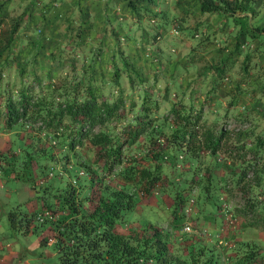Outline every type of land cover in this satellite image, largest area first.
I'll use <instances>...</instances> for the list:
<instances>
[{"label":"trees","instance_id":"trees-1","mask_svg":"<svg viewBox=\"0 0 264 264\" xmlns=\"http://www.w3.org/2000/svg\"><path fill=\"white\" fill-rule=\"evenodd\" d=\"M113 1L116 0H92L91 3L92 7L107 10L112 7ZM194 1L200 13L215 12L224 16L226 21L237 24L243 36L254 39L256 47H264V8L257 9L261 5L255 4L256 0ZM86 2H74L82 21L80 19L73 30L72 21L65 15L66 26L69 27L60 33L63 40L59 41L58 52L54 54L50 49L42 53L43 58L54 56L51 58L54 63L49 64L44 73L47 79L65 64L70 68L68 72L51 83L42 84L36 74V65L31 62V82L21 83L15 94L8 89L3 99L1 126L11 131L13 138H10V143L12 139L21 140L16 151L10 152L14 154L23 150L27 154L35 152L42 157L38 162L35 160L32 166L44 171L45 179L35 182V185L29 177L32 186L41 187L42 193L38 192L35 196L40 204L39 211L49 212L43 220L37 219V223L43 226L39 229V243L50 239L58 264H227L219 257V249L214 243L194 238V231H181L180 225L185 220L184 204L189 197L193 198L189 219L194 210L201 211L202 202H213L214 206L221 207L216 199L218 197L222 202L220 190L226 177L224 175L221 179L217 174L218 168L223 165L226 166L224 169L232 168L228 179L242 197L241 205L236 207L237 214L242 218L253 214L246 224L264 228V204L256 198L250 183L264 178V164L258 165L264 148V135H256L254 146L250 149H246L244 142H227L229 131L226 128L219 126L215 129L213 122L207 123L202 118L200 108L185 104L181 99L171 102L167 112L158 115L157 99L146 91L144 85H138L140 100L136 109L132 104L125 108L121 86L113 97L98 92L93 75L97 70L93 64L101 54L102 46L98 45L95 49L88 46L87 56H83L80 49L84 43L85 27L89 29V24L83 25L87 14ZM154 2L125 0L133 13L144 12L151 16L155 26H165L162 19L157 18L160 13L154 10ZM35 3V0H29L28 5L32 7ZM45 5L53 7L47 3ZM257 11L260 12L257 21L260 25L246 23L251 12L254 16ZM29 12L27 7L18 15L7 34V42L12 39V31L17 28L21 16L27 13L28 20L31 19ZM176 20L174 16L169 18L173 29L178 26ZM23 26L24 29L28 27ZM41 29V26L32 27L33 33L27 37L28 52L40 50L43 38ZM157 34L155 29L150 37L156 39ZM118 43L119 37L114 35L112 56ZM239 46L249 45L247 41L240 43L235 40L234 51L225 53L212 65L215 72L213 86L222 78L228 59H233L240 51ZM60 50L65 53H59ZM24 53L28 55L26 51ZM80 54L83 60L88 59L90 70L86 66V69L81 67L77 76L75 70ZM117 55L124 62L121 51ZM248 57L249 53H245L244 58ZM81 61L80 66L83 64ZM16 65L19 76L27 73V60L24 59L23 63L16 61ZM112 70L118 76L116 66ZM127 75L131 80L130 73ZM25 126H30L33 131L31 135L35 136L27 143L23 137L16 136L19 135L18 130ZM41 133L47 139L43 142L45 145H37ZM133 144L137 147L133 148L132 153L124 151ZM82 145L86 147V156L79 151ZM53 147L59 149L57 154H54ZM204 152L211 158L210 163L201 168V172ZM220 152L223 157L217 155ZM6 157L0 151V170L13 163ZM43 158H50L51 163L47 164ZM58 159L61 161L60 167L56 165ZM224 159L230 160L236 168L231 167V164L225 165ZM21 162L27 164L28 158L22 156ZM178 163L181 164L180 169H177ZM54 165L57 167L55 172ZM74 167L79 170L72 178L69 169ZM189 169H192V173L187 176ZM198 180L202 183L195 189ZM162 190L170 214L169 228L163 229L152 220L145 219L138 230H121L126 221L133 218L131 210L139 192L145 195L154 192L157 198L156 194ZM37 210H30V214L25 216L23 232ZM7 215L11 223L13 212L9 210ZM37 223H31L32 232H36ZM233 249L234 254L227 257L228 264H264V242L239 239L234 242Z\"/></svg>","mask_w":264,"mask_h":264},{"label":"rangeland","instance_id":"rangeland-1","mask_svg":"<svg viewBox=\"0 0 264 264\" xmlns=\"http://www.w3.org/2000/svg\"><path fill=\"white\" fill-rule=\"evenodd\" d=\"M28 2L29 0H0V151L7 155L8 161L13 162L0 170V235L4 236V240L0 239V241L7 242L9 249L18 252L20 260H22L21 264L24 262H26L25 264H58L50 239L39 243V229L43 226L37 223L35 213L34 218L31 217L32 222H30L32 225L33 223L38 224L36 232L33 231L32 234L27 235L23 232L25 216L30 214V202L38 195V192L42 193L41 187L32 186L30 178L34 180L35 184L40 179H45V172L32 166L35 160L38 162L42 158L37 153L27 154L23 150L21 152L18 150L14 154L10 152L16 151L21 140L12 139V143H10V138H13L11 131L1 126L4 111L3 99L8 89L12 94H15V90L21 83L31 82L29 69L31 62L36 65V74L42 84L48 81L51 83L58 76L68 72L70 68L65 64L59 70L52 72L51 77L47 79L44 73L47 66L54 63L51 59L54 56H50L49 59L43 58L42 53L43 51L46 53L50 49L54 54L58 52L59 41L63 40L60 33L69 27V25L66 26L65 15H68L72 21L71 30L81 18L77 14L75 0H44L43 2L35 0L36 3L32 7L28 5ZM91 2L92 0L86 2L87 14L84 16L85 24L83 23V25L89 24V29L85 27L84 43L80 49H82L81 54L87 56L89 55L88 46L93 49L98 45L102 46L101 54L93 64L97 70V72H93V75L99 88L98 92L113 97L116 96L118 87L121 86L125 108L132 104L136 109L140 100L138 85L140 84L142 87L144 85L146 91L157 99L156 113L158 115L167 112L171 102H179L181 99L185 104L189 102L193 107L200 108L204 120L207 123L213 122L215 129H218L219 126L226 128L229 131L227 142L236 144L244 142L246 149H250L254 146L256 135H264V47H256L254 39L243 36L235 22V24L230 23L224 16L215 12L200 13L194 0H155L153 8L160 13L157 18H161L165 26H155L151 16L144 12L133 13L125 0L113 1L111 10L92 7ZM45 3L51 4L53 7H47ZM255 4L261 5L257 7L259 10L264 8V0H256ZM25 5L28 6L25 7ZM27 7L31 13V19L28 20L27 13L21 16L18 19L20 22L17 24V28L12 31V39L7 42V34L11 31L18 15ZM254 13V16L251 12V15L246 18V23L260 25L257 22L260 12ZM173 16L177 17L178 26L175 29L169 23V18ZM23 25H28V27L24 29ZM37 26H41L43 32L40 50L34 51L32 48L34 52H28L27 37L33 33L32 27L36 28ZM155 29L158 36L156 39H152L150 36ZM114 35L119 37V43L112 56ZM235 40L240 43L247 41L249 46H239L240 51L233 59H228L222 78L217 80L213 86L215 72L212 65H215L225 53L234 51ZM25 51L28 55H25ZM118 51H121L124 62L119 59ZM59 53L64 54L65 52L60 50ZM245 53H249L247 59L244 58ZM81 54L78 55L79 60L76 63V65L78 64V68L75 70L77 76L81 67L86 66L87 70H90V65H87L88 59L83 60ZM24 59L27 60V73L19 76L16 61L23 63ZM81 59L82 66L79 65ZM113 66H116L118 76L113 74ZM127 73H130L131 80ZM31 133H33L31 127L25 126L24 129L18 130L19 135L16 136L23 137V141L27 143L32 137H35ZM39 137L37 145H45L43 142L47 139L42 133ZM135 147L137 145L133 144L124 151L132 153ZM58 150L57 147H53L54 154H57ZM79 151L83 156H86L84 145L79 148ZM217 155L222 156L221 152ZM22 156L28 158L25 165L21 162ZM210 158L204 152L200 164L201 172H203L201 168L210 163ZM45 160L47 164L51 163L50 158ZM223 162L225 165L231 164V167H234L230 160ZM259 164H264V148ZM56 165L61 166L60 159ZM180 165L178 163L177 169H180ZM225 167L222 165L218 168L217 175H220L221 179L224 178V175L226 177V182H222L223 186L220 190V196L227 206L226 214L222 209H219L220 207L214 206L213 202L205 203L200 199L203 217H208L211 220L214 218L216 227L221 223L222 225L217 232L212 233L204 221L205 228L208 227L204 229V237L195 235L193 237L200 238L206 243H214L219 249V257L225 263H229L227 257L235 252L234 242L249 238L263 243L264 228L261 225L250 227L246 224L248 218L253 217V214L246 218L237 214L236 207L241 205L242 197L239 190L231 186L228 179L232 168L224 169ZM56 169L57 167L54 165L53 171L55 172ZM78 170L77 167L69 169L72 178H75L73 175L77 174ZM191 173L192 169H189L186 175L190 176ZM194 179L196 180L197 177ZM62 180L65 181L63 177ZM201 183L198 180L194 188L196 189ZM250 183H252L253 191L256 192V198L264 204V178L250 181ZM58 184L62 186L60 182ZM154 192L149 195L138 193L136 203L131 210L133 218L126 221L125 227L121 230L126 231V228L138 230L141 221L145 219L152 220L163 229L169 228L170 214L165 206L167 200L165 193L162 190L156 194L157 198H155ZM217 199L216 203L220 204L221 200ZM9 210L11 213L13 212L14 216L11 223L7 215ZM195 216L191 220H196L194 222L196 229L200 226L198 222L201 218L196 214ZM181 226L182 224L180 229ZM201 226L204 225L201 224ZM29 229L31 230V225ZM174 234L176 235L175 232ZM16 260L17 258L14 260L15 263Z\"/></svg>","mask_w":264,"mask_h":264},{"label":"crops","instance_id":"crops-1","mask_svg":"<svg viewBox=\"0 0 264 264\" xmlns=\"http://www.w3.org/2000/svg\"><path fill=\"white\" fill-rule=\"evenodd\" d=\"M112 8L111 7H108V9L107 10H111ZM188 104H190L189 102H188ZM225 110H226V107H225ZM203 118V117H202ZM204 119V118H203ZM39 201H38V199H32L31 200V202H30V207H29V209L30 210H34V209H38L35 213H37V212H39V208H40V204L38 203ZM42 208V207H41ZM29 210V211H30ZM196 214L198 217H200L201 219L199 220V224L198 225H200L199 227H202V228H200L199 229V227H197L196 229H195V233H196V235H198V237H204L203 235L205 234V231H204V229H206V228H208L209 227V229H210V231L212 232V233H215V232H217V230L218 229H220L219 227L222 225V223L218 226V227H216L215 226V222L213 221V219L211 220L210 218H208V217H206V218H204L203 217V214L201 213V211H196V210H194L193 212H192V214ZM192 214H191V219L193 218V217H196L195 216V214L193 215V217H192ZM190 219V220H191ZM196 221V220H195ZM194 219L193 220H191V223L193 224V227H194ZM205 221V224H208V227L206 226V228H205V224L203 223ZM201 224L202 225H204V226H201ZM30 225L31 224H29L28 226H27V229H26V231L24 232V233H26V235L27 234H32V231L29 229V227H30ZM197 225V226H198ZM251 227V226H250ZM242 232V231H241ZM195 235V236H196ZM0 239L1 240H4V236L2 235H0ZM17 258V264H21L22 262V260H20V256H19V254H18V252L17 251H12L11 250V248L9 249V245H8V243L7 242H2V241H0V264H16L15 263V259ZM26 262H24L23 264H25Z\"/></svg>","mask_w":264,"mask_h":264},{"label":"built area","instance_id":"built-area-1","mask_svg":"<svg viewBox=\"0 0 264 264\" xmlns=\"http://www.w3.org/2000/svg\"><path fill=\"white\" fill-rule=\"evenodd\" d=\"M221 203H222V205H221L220 209H222L224 211V214H226L225 211H227L226 210L227 209V206L225 205L223 199H222V202ZM192 208H193V198L192 197H189L187 199V201L185 202V204H184L185 220H184V222L182 223V226H181V229L183 231H195V228L193 227V224L191 223V220L189 219L190 212L192 211ZM48 213L49 212L47 210L39 211L36 214V218L38 220H43V217L45 215H47Z\"/></svg>","mask_w":264,"mask_h":264}]
</instances>
